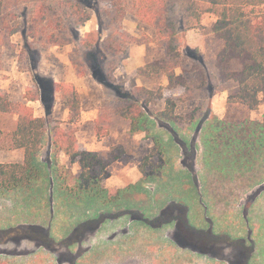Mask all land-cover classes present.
I'll list each match as a JSON object with an SVG mask.
<instances>
[{"label":"trees","instance_id":"trees-1","mask_svg":"<svg viewBox=\"0 0 264 264\" xmlns=\"http://www.w3.org/2000/svg\"><path fill=\"white\" fill-rule=\"evenodd\" d=\"M181 1L0 0V58L3 47L7 45L9 48L10 39L21 34L25 38V44L20 50L19 61L22 63L27 60L34 79V85L21 97L12 98L7 93L0 92V115L14 114L18 117L9 134L10 143L23 150L22 160L0 162V194L21 189L34 191L36 184L43 180L51 184L49 198L56 204L86 202L89 213L95 208L90 216L78 221L70 238L59 240L65 246L71 248L84 237L92 236L94 232H98L99 225L110 218L128 217L130 225L135 223L159 229L173 228L177 239H181L184 233L194 246H198L194 250L201 254L211 255L203 246L215 248V244H221L215 250H219L216 254L222 259L229 258L233 249L238 247L243 251L238 250L236 255L241 264L247 263L250 256L254 255V249L249 247L245 250L240 239L234 242V246L231 244L232 248L229 249V242L222 239V229L214 233L201 224L196 225L190 216L192 208L187 200H160L162 195L167 196L168 177L173 181L179 178L180 170H176L179 151H184L188 146L186 137L181 136L175 127L179 123L186 124L181 122L182 114L177 111V101L183 98L174 94H192L194 77H198L200 82L197 88L207 89L211 93L215 87L229 89V101L232 103H241L250 109H256L264 103V0H185L183 4ZM205 13H213L217 17L213 24L204 27L205 33L215 45L213 71L200 62L186 63L183 57L187 53L185 32L188 28L200 25ZM128 14H133L156 28L157 38L164 46V55L136 71L149 78L167 76L170 81L166 87L171 92L169 96L164 92V87L152 89L139 85L134 90H129L112 80L109 69L113 62L109 60L111 57L121 56V53H125L124 58H127L131 43L129 39H134L119 32ZM93 15L98 19V32L92 31L82 36L80 28ZM106 24L119 31H111L105 36ZM70 39L77 44L89 73L105 88L109 87L114 97L117 96L101 109L96 123L97 132L100 133L101 130L99 122L106 121L108 115H119L128 120L131 134L144 132L155 141L157 149L154 151L160 156L158 167L147 171L141 165V184L149 181L156 183L154 193L148 196L145 205L134 202L124 204V208L118 211L100 209V202L119 206L120 199L126 192L124 188L114 190L106 186V180L110 176L108 167L120 156H113V152L81 149L76 130L62 126L69 125L74 118L80 116L82 102L79 92L71 83L57 81L42 73L38 55L41 53L39 46L48 48L62 45ZM125 43L128 46H124ZM2 69L0 67V71ZM58 95H62L64 107L70 110L68 121L51 118L58 103ZM191 98L192 96L189 99ZM38 100L45 109L44 116L36 115L33 106L29 105L30 101ZM203 108V104L192 108L187 117L195 119ZM158 128H165L170 134V140L162 136ZM207 129L208 132L201 138L205 146L203 156L213 160L217 169L228 167L231 172L241 170L242 174V168L250 167L249 170L252 171L264 164V115L261 120L251 117L229 120L212 114ZM47 137L50 139L51 151L55 150L56 156L63 151L72 162H78L81 166L80 173H74L57 158L47 162L42 160L41 151ZM195 139L197 138L192 140ZM195 150L193 159L197 161ZM154 155L149 154L145 158V164ZM182 160L186 161L185 158ZM186 168L187 172L193 173L194 188L201 190L202 184L196 167L191 163ZM208 182L213 184L216 180L210 179ZM2 232L6 237L11 235L18 239L39 237L49 251L54 252L56 249L55 241L49 240L39 230L21 226L8 227ZM251 240L250 245H254V240ZM8 260L6 253H0V264H10Z\"/></svg>","mask_w":264,"mask_h":264},{"label":"rangeland","instance_id":"rangeland-1","mask_svg":"<svg viewBox=\"0 0 264 264\" xmlns=\"http://www.w3.org/2000/svg\"><path fill=\"white\" fill-rule=\"evenodd\" d=\"M184 1L182 0L181 3L183 4ZM216 19L215 14L205 13L200 25L187 29L185 32V51L187 53L183 56L186 63L200 62L205 68L215 70V45L211 37L205 33L204 27H209ZM98 28V19L96 15H93L92 19L80 28L79 32L83 36L88 32H98ZM111 31L116 32L119 29L108 27L106 24L105 36ZM119 32H124L134 39H129L131 43L127 58H124L125 53H121L122 57L118 55L109 60L113 62L109 69L112 80L118 85H124L129 90H134L139 85L152 89L164 87V92L169 96L171 92L166 87L169 86L170 81L167 76L149 78L136 71L137 68L164 55V46L157 38L156 28L142 22L133 14H128L123 20ZM10 40L9 48L7 45L3 47V54L0 58V67L3 68L0 71V92H5L12 98H18L34 85V79L27 60L22 63L19 61L20 50L25 44V38L21 34H17ZM71 40L62 45L48 48L39 46L41 51L38 55L40 71L57 81H66L74 85L79 92L82 106L83 103L89 106V104L96 105L101 102L100 109H102L117 96L114 97L109 87V89L105 88L89 73L77 44ZM128 43H125L124 46H128ZM178 72L180 71L178 70ZM193 81L195 83H192L194 90L192 94H174L183 98V100L177 101L179 102L177 111L182 114L181 122H186V124L179 123L175 127L180 131L181 136L186 137L188 146L184 151L183 149L179 151L180 158L176 164V170H180L179 178L177 181H173L168 177L167 196L162 195L160 202L167 198L178 201L187 200L192 208L190 216L196 225L197 223L201 224L204 228L213 230L214 233L222 229L220 231V233L224 231V234H221L222 239L229 242L230 245L227 244L229 249L235 244L234 242H238L237 239H240L245 250L249 247L254 249V255L250 256L249 261L245 264H264V230L260 234L257 233L254 245H250V241L253 239L251 233L253 232V215L248 204L250 201L253 202V199L256 200L258 193L253 190L248 193L249 196L245 195L243 198L244 189L250 188L254 185L256 178L262 176H259L255 171L256 173H251L253 175L249 176L251 178L249 181L245 179L239 186L232 185V179L236 178L237 174H241V170L231 172L227 169L228 167L217 169L213 160L204 158L205 146L201 140L208 132L207 123L212 114L229 120L244 117L261 120L264 115V103H261L256 109H250L247 105L230 102L229 89L215 87L211 93L207 89L196 87L200 82L198 77H194ZM191 96L192 98L189 99ZM58 103L57 109L51 115L53 120H62L63 118L62 95H58ZM201 104L204 108L195 119L187 117L189 110ZM30 105L33 106L37 115L45 114L41 101H30ZM17 118L14 114L0 115V162H16L23 159V150L13 147L10 143L9 134L15 127ZM99 125L101 126L100 133L97 132L96 123L83 125L80 116L74 118L69 125L62 124L64 128L68 126L76 131L82 127L88 131H95L103 140L104 149L100 152H113V156L115 154L120 156L119 159L110 163L109 177L115 175L125 180L126 174L131 172L129 179L125 180L126 182L122 186L115 181L117 180L115 176V179L110 183L108 179L106 180L108 188L114 190L124 188L126 192L120 199L119 206L105 205L100 202V209L118 211L124 208V204L134 202L138 205H145L148 196L154 193L156 183L149 181L141 184L143 179L141 165H144L147 171L158 167L160 156L154 151L157 149L155 141L144 132L131 134L128 120L119 115H108V119L99 122ZM158 130L162 136L169 139L170 134L165 128H158ZM193 138L197 139L194 141ZM194 150L197 161L193 159ZM64 154L63 151H60L56 156L55 150L51 151L49 137L45 139L41 151V158L44 162L57 158L62 165L70 167L74 173H80V164L72 162L70 157L64 156ZM149 154L154 156L145 164V158ZM184 158L185 162L182 160ZM191 163L197 169L199 181L202 184L201 190L194 188L193 173L187 172L186 165ZM262 169L264 167H259L258 171L263 173ZM164 178L166 179V177ZM210 179H214L216 182L211 184L208 182ZM50 185L48 181L41 180L34 187V191L21 189L0 194V253H6L10 264H74V262L75 264H241L236 258L238 252L242 251L239 247L233 249L234 253L229 252L228 260L222 259L216 254L218 253L216 251L219 250H215V248H220L221 244H215V248L203 246L204 250L217 257L201 254L194 250L198 246H194L184 233L181 239L180 237L177 239L173 228L159 229L135 223L130 225L128 217L110 218L102 223V226L99 225L98 232H94L92 236L84 237L71 248L65 246L59 243V240L70 238L75 232L78 221L82 217L90 216L95 208H92L89 213L86 202L71 205L56 204L49 198ZM262 188L264 187H257V191ZM259 208L264 213V199H261L258 205L253 206V212L261 211ZM21 226L39 230L49 240H54L56 243L54 252L49 251L39 237L18 239L10 235L4 242L1 241L2 230ZM261 228H264V219L261 221ZM206 238L208 239V237Z\"/></svg>","mask_w":264,"mask_h":264},{"label":"crops","instance_id":"crops-1","mask_svg":"<svg viewBox=\"0 0 264 264\" xmlns=\"http://www.w3.org/2000/svg\"><path fill=\"white\" fill-rule=\"evenodd\" d=\"M58 104L59 103H57L55 110L57 109ZM29 105H30V102H29ZM101 107H102L101 102H98V104H96V105L89 104V106L85 105L84 103L82 106V103H81V114H80L81 123H83V125L97 123V120L100 117V111H101L100 108ZM44 115L45 114H41L38 116H44ZM69 118H70V110L66 107H63V118H62V120L68 121ZM76 136H77V139L79 141L81 149H86L89 151H101L104 149L103 140H102V138H100L97 135V133L95 131H91V130L88 131V130L84 129V127H82L79 129V131H76ZM64 156H67V155L64 154ZM1 162H3V161H1ZM74 164L77 165V163H74ZM123 165H125V164H123ZM259 167L262 168V167H264V165H261V166L258 165L257 168L253 169L252 171L249 170L250 167L249 168H243L244 172L240 175L237 174L236 175L237 177L232 179L233 180L232 185L239 186V185H241L242 182H244L245 179L249 181V179H251V178H249V176L253 175L251 173H254L255 171L258 172L259 176H262V177L256 178L254 185H252L250 188L244 189V191H243V198L245 197V195H248V193L253 191V190L255 191V193H258L256 196L257 197L256 200L253 199V202L250 201V203L248 204L251 208L250 210H252V215H253V220H252L253 232H251V233H252L254 241H255V237L257 236V233L260 234L262 232V230H264V228H261V221H262V219H264V213H262V210L260 208L259 209L261 211H259L257 213L253 212V206L258 205L259 201L261 199H264V188L257 191V187H262V186L264 187V169H262L263 173H260L258 171ZM130 173L131 172H128L126 174L125 180L129 179V177H130L129 175H131ZM114 176L115 175H112L111 177L108 178L109 183H110V181L114 180L115 177H117V180H115V181L117 183H119V185H121V186L124 185V183L126 182L124 180V178H121L118 176L114 177ZM136 179H138V178L136 177Z\"/></svg>","mask_w":264,"mask_h":264},{"label":"flooded vegetation","instance_id":"flooded-vegetation-1","mask_svg":"<svg viewBox=\"0 0 264 264\" xmlns=\"http://www.w3.org/2000/svg\"><path fill=\"white\" fill-rule=\"evenodd\" d=\"M6 239H7V237L4 236V235H3V232H2V234H1V241L4 242ZM19 239H21V238H19Z\"/></svg>","mask_w":264,"mask_h":264}]
</instances>
